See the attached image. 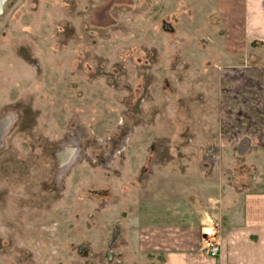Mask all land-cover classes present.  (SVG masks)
Returning <instances> with one entry per match:
<instances>
[{"label": "rangeland", "instance_id": "obj_1", "mask_svg": "<svg viewBox=\"0 0 264 264\" xmlns=\"http://www.w3.org/2000/svg\"><path fill=\"white\" fill-rule=\"evenodd\" d=\"M216 1H5L0 264H128L126 222L162 211L152 198L186 213L250 185L264 39Z\"/></svg>", "mask_w": 264, "mask_h": 264}, {"label": "crops", "instance_id": "obj_2", "mask_svg": "<svg viewBox=\"0 0 264 264\" xmlns=\"http://www.w3.org/2000/svg\"><path fill=\"white\" fill-rule=\"evenodd\" d=\"M232 4L234 14L242 11V18L235 20L243 21L241 27L245 30L236 35L264 39V16L263 22H258L260 11L264 15V0H233ZM254 87L255 91L261 87L259 79ZM253 106L249 105L250 110ZM263 131L254 129L253 134H264ZM257 146L253 150L261 152L256 163L259 165L244 191L220 186L217 193V185L214 196H201L202 207L193 203L194 209L186 213L177 209L178 196L169 192L167 201L166 197L152 198L153 208L157 205L162 211L149 213L146 209L147 214L128 217L127 236L134 237L124 240L128 264L130 259L139 261L142 253L143 264H264V143L261 148ZM212 198L215 202L209 204ZM214 242L219 244L216 254L208 247Z\"/></svg>", "mask_w": 264, "mask_h": 264}, {"label": "built area", "instance_id": "obj_3", "mask_svg": "<svg viewBox=\"0 0 264 264\" xmlns=\"http://www.w3.org/2000/svg\"><path fill=\"white\" fill-rule=\"evenodd\" d=\"M218 246H219L218 243L208 244L209 251H210L212 254H216V253L218 252V249H219Z\"/></svg>", "mask_w": 264, "mask_h": 264}, {"label": "bare ground", "instance_id": "obj_4", "mask_svg": "<svg viewBox=\"0 0 264 264\" xmlns=\"http://www.w3.org/2000/svg\"><path fill=\"white\" fill-rule=\"evenodd\" d=\"M6 119H7V118H6ZM10 121H11V120H10ZM1 124H2V123H1ZM6 127H7V126H6ZM3 132H4V131H3ZM1 142H2V141H1ZM61 155H63V154H59V156H61ZM66 155H68V154L66 153ZM74 156H75V155H71L70 157H68V159H66L64 156H63L62 158H65V159L67 160V161H66V160H65V161H66L67 163H69V161H73V160H74ZM63 164H64V163H63ZM61 166H62V165H61Z\"/></svg>", "mask_w": 264, "mask_h": 264}, {"label": "water", "instance_id": "obj_5", "mask_svg": "<svg viewBox=\"0 0 264 264\" xmlns=\"http://www.w3.org/2000/svg\"><path fill=\"white\" fill-rule=\"evenodd\" d=\"M6 0H0V13L2 12V6L5 3ZM108 258H110V254H107Z\"/></svg>", "mask_w": 264, "mask_h": 264}]
</instances>
